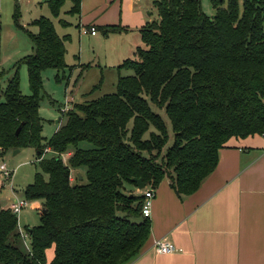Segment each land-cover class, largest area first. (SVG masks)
I'll return each instance as SVG.
<instances>
[{"label":"trees","instance_id":"16d2710c","mask_svg":"<svg viewBox=\"0 0 264 264\" xmlns=\"http://www.w3.org/2000/svg\"><path fill=\"white\" fill-rule=\"evenodd\" d=\"M74 1L75 14L80 0ZM155 4L159 21L140 30L145 47L118 66L134 74L119 77L116 93L74 104L45 141L42 72L64 69L69 37H60L48 17L31 22L37 32L21 25L17 3L13 19L33 51L17 62L0 98V153L37 151L40 171L24 197L41 200L43 209L40 225L26 229L29 250L18 246V217L0 204V264H130L151 234L144 196L128 187L136 185L133 178L154 188L167 177L179 195L192 194L231 139L264 134V0H212L213 16L201 0ZM61 6L62 0L50 1L56 16ZM105 29L108 35L125 28ZM1 52L0 43V63ZM21 65L28 67L32 95L21 91ZM151 104L172 123L174 142L166 150L168 127ZM75 170L83 172L74 182Z\"/></svg>","mask_w":264,"mask_h":264},{"label":"crops","instance_id":"0c3cea01","mask_svg":"<svg viewBox=\"0 0 264 264\" xmlns=\"http://www.w3.org/2000/svg\"><path fill=\"white\" fill-rule=\"evenodd\" d=\"M28 1L0 0L1 42L5 39L4 26H9L11 34H16L10 22H4V13L9 15L17 3L23 6ZM71 1L74 6L75 1ZM155 2L80 0V11L75 13L79 32L84 36L82 26L96 27L97 33L87 36L94 37L96 42L99 40L107 58L118 65L133 57L143 43L140 30L152 21L153 13L149 10ZM31 4L39 9L36 8L38 1ZM110 26L125 29L106 35L105 28ZM4 89L0 90V98ZM71 97L75 103L77 100ZM81 172L73 171L74 182ZM128 187L136 195H143L137 185L129 184ZM154 191L149 218L151 234L142 252L130 264H264V134L231 139L219 150L215 170L194 193L179 195L167 177L154 187ZM41 204L43 209L42 201ZM164 238L173 242L178 251L158 253L153 247L154 241ZM54 255L53 247L47 251L49 263Z\"/></svg>","mask_w":264,"mask_h":264},{"label":"rangeland","instance_id":"374dc122","mask_svg":"<svg viewBox=\"0 0 264 264\" xmlns=\"http://www.w3.org/2000/svg\"><path fill=\"white\" fill-rule=\"evenodd\" d=\"M36 1L39 2L36 8L39 9H34L31 0L28 1V4L19 5L21 25L31 29L33 32H37V27L29 25V22L35 18L38 19L44 16L53 21L60 37H69V40L66 42L67 53L64 69L50 68L42 72L43 90L39 115L43 118V137L47 141L53 136L57 127L66 123L67 117L63 113V108L67 104L68 96L71 97L73 95L77 100L75 103L70 102L69 108L72 109L74 104L85 103L106 94L116 93L119 77L133 75L134 71L119 69L118 66L122 62L118 65L112 64V60H109L107 55H105L106 50L104 45H101L99 40L96 42L94 37L87 36L88 34L81 36L78 28V15L70 12L73 6L71 0H62V6L57 16L50 7L51 0ZM201 1L204 12L209 16H213L215 9L212 5V0ZM153 4L150 8L151 10H149L153 13L151 22H158V9L156 4ZM240 8L241 10L243 9V1L240 2ZM35 10H38V13L35 14ZM14 11L9 15H6L5 12L3 15L4 22L9 21L16 34H11L12 30H8L9 26H4L5 32L3 33V37L5 39L2 42L0 41L1 51L3 50L1 52L2 63H0V90L5 88L9 78L12 77L16 70L15 65L17 62L33 51L28 34L18 28L14 22ZM139 46L145 47L144 42ZM18 71L22 93L24 95H32L33 91L29 84L28 67L21 65L18 67ZM1 98H3L2 95ZM151 107L163 117L167 124L170 138L165 146L166 150L174 142L172 123L164 109H160L152 104ZM58 120L60 122H57ZM131 126L132 122L129 123V127ZM148 136L149 134L147 133L144 138H148ZM81 147L89 148L91 145L83 142L81 143ZM16 150H9L4 155L0 153V164L6 163L8 169L14 172L12 179H7L0 169V203L6 208L9 206V201L14 199L15 196L24 197V189L34 182L36 173L40 171L37 161L38 154L34 148H23L18 153H15ZM51 153L49 152V156ZM62 158L67 162L68 156L66 154H63ZM86 181L85 179L84 182ZM41 210V200H29V206L18 216L22 229L26 230L27 228L40 225ZM18 246L23 247V240L21 238L18 241Z\"/></svg>","mask_w":264,"mask_h":264},{"label":"built area","instance_id":"2783aa9c","mask_svg":"<svg viewBox=\"0 0 264 264\" xmlns=\"http://www.w3.org/2000/svg\"><path fill=\"white\" fill-rule=\"evenodd\" d=\"M81 32L83 34L91 33V34L95 35L97 33V29H96V27L88 28L86 26H82ZM70 102H73V98L68 96L67 97V104H65V106L63 108V113H66L67 111L70 110V108H69V104H71ZM46 152L47 153L52 152L51 148H46L45 153ZM45 153L43 155H45ZM66 155L70 156L69 153ZM0 169L2 170V172L4 173V175L6 176L7 179H12L14 172L11 171L10 169H8L6 163L0 164ZM71 180L72 181L75 180V178H73V175L71 176ZM143 196H144V202H143V206H142V213H143L144 217L150 218L151 213H152V200L155 196L154 188L153 187L145 188L143 190ZM28 206H29V200H27L26 198H20L18 196H15V198L12 199V201L10 202L9 208L18 217L22 213V211ZM18 221H19V231L21 234V238H22L26 248L30 250L29 233L27 230L22 229L19 218H18ZM28 239H29V241H28ZM153 247L155 248V250L158 253H162V254H168V253H173V252L178 251V248L176 247V245L166 238L155 240Z\"/></svg>","mask_w":264,"mask_h":264},{"label":"water","instance_id":"95a60500","mask_svg":"<svg viewBox=\"0 0 264 264\" xmlns=\"http://www.w3.org/2000/svg\"><path fill=\"white\" fill-rule=\"evenodd\" d=\"M21 129H22V126H20V127L17 129V131H16V135H18V134L20 133ZM18 151H19V149H17V150L15 151V153H17ZM132 181L135 182L136 185L138 186V188L141 189V190L144 189V188L146 187V184H145V182L143 181L142 178H133ZM44 211L46 212L47 209H44Z\"/></svg>","mask_w":264,"mask_h":264}]
</instances>
